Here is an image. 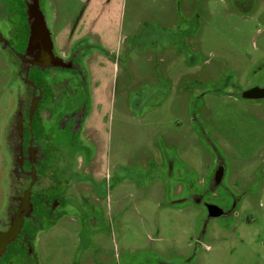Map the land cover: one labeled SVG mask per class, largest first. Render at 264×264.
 <instances>
[{
    "label": "rangeland",
    "instance_id": "1",
    "mask_svg": "<svg viewBox=\"0 0 264 264\" xmlns=\"http://www.w3.org/2000/svg\"><path fill=\"white\" fill-rule=\"evenodd\" d=\"M46 17L57 54L88 47L68 96L106 227L87 240L58 217L36 263L264 264V98L246 95L264 82V0H46ZM14 76L0 46V221Z\"/></svg>",
    "mask_w": 264,
    "mask_h": 264
},
{
    "label": "flooded vegetation",
    "instance_id": "2",
    "mask_svg": "<svg viewBox=\"0 0 264 264\" xmlns=\"http://www.w3.org/2000/svg\"><path fill=\"white\" fill-rule=\"evenodd\" d=\"M35 5L46 17V0H0V46L15 68L20 91L6 136L11 180L0 231H8L24 216L19 234L0 264H37L36 237L58 217L76 214L83 219L82 231L88 235L106 227L90 198L71 184L88 181L81 171L94 158V150L82 137L85 106L68 96L72 80L81 78L88 47L80 41L64 56L56 53L63 58L58 67L34 65V60L24 55L30 36V9ZM62 86L66 93L59 97ZM246 95L263 99L264 82ZM71 189L81 192L82 201L72 198Z\"/></svg>",
    "mask_w": 264,
    "mask_h": 264
},
{
    "label": "water",
    "instance_id": "3",
    "mask_svg": "<svg viewBox=\"0 0 264 264\" xmlns=\"http://www.w3.org/2000/svg\"><path fill=\"white\" fill-rule=\"evenodd\" d=\"M29 28L30 36L24 57L33 59L34 65L44 68H55L60 66L63 58L56 54L48 21L45 15L38 9V6L30 9ZM23 221L24 216L18 217L8 231H0V260L5 254L8 246L19 234Z\"/></svg>",
    "mask_w": 264,
    "mask_h": 264
},
{
    "label": "crops",
    "instance_id": "4",
    "mask_svg": "<svg viewBox=\"0 0 264 264\" xmlns=\"http://www.w3.org/2000/svg\"><path fill=\"white\" fill-rule=\"evenodd\" d=\"M86 170V169H85ZM94 169H93V160L90 162V166L88 168V170H86V175H90L91 173H93ZM90 183V181H87L86 183H81V184H76V182H72L71 184L73 186H76L78 191H83V193L85 194L86 197H89L91 198L90 199V202L91 204L96 207L94 204H93V201L92 199H96L98 196L95 194V189H96V186H92ZM72 198L75 199L76 201H82V196H81V192H79V194H77V192L75 191V194H72ZM83 234H84V238H86L88 240V234L85 233L83 231ZM90 243V241H88Z\"/></svg>",
    "mask_w": 264,
    "mask_h": 264
}]
</instances>
